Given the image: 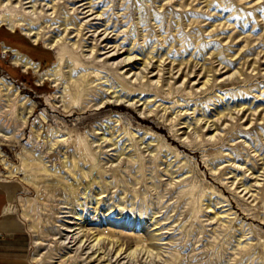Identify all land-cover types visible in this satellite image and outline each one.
<instances>
[{
	"label": "rangeland",
	"instance_id": "obj_1",
	"mask_svg": "<svg viewBox=\"0 0 264 264\" xmlns=\"http://www.w3.org/2000/svg\"><path fill=\"white\" fill-rule=\"evenodd\" d=\"M25 1L27 0H21L23 7L31 10L28 7L30 3L24 4ZM62 1H33L37 10L42 8L45 18L50 19L47 24L41 23L45 26L42 29L45 37L52 38L58 33L60 36L63 33L60 22H67L74 17L86 24L82 25L84 35L81 38L72 31L65 36L62 43L52 49L41 41L33 43L19 29L12 32L6 26L0 25V77L11 81L19 88L20 94L26 96L34 105L33 114L21 128L17 127L18 123L12 117L7 118L5 113H0V129L9 133L15 129V138L4 139L0 136V172H7L2 159L8 165L11 164V169L19 166V152L23 146L36 153L41 152L48 163L57 165L60 163L63 148L75 154L84 151L89 160L94 158L96 161L100 158L106 162L107 170L101 173V177L107 182L104 181V188L94 183L84 190L85 193L70 195V200L74 201L75 207L89 221L99 219L96 224L100 228L112 225L103 224L104 217L111 218L113 222L118 218L114 211L107 213V205H114L112 209L115 210H118V206H124L123 218L127 217L130 221L133 215L135 218L140 215L147 218L150 212L158 210L160 206L163 207L158 214H162L174 204L176 208L170 211V219L177 217V224H182L177 242L182 246L187 241L193 247H198L195 250L199 252L196 257L201 258V261L210 258V261H216L215 264H264V0H75V4L81 2L86 9L83 6L75 9L77 4L72 6L66 0ZM52 3L55 4L54 11L51 8ZM87 9V13H79ZM89 12L91 15L82 17L83 14H90ZM98 12L100 15H96ZM41 21L42 19L36 24ZM69 25V31L77 27ZM88 25H94L97 31L92 32L93 27L88 28ZM104 28H107L105 33L108 35L103 34ZM98 34L100 38L96 43L97 48L103 46L104 42L100 41L107 35L109 44H116L115 49H119L117 60L125 57V49L133 57L122 70L132 68L127 77L129 82L125 84L120 79H115V84H118L116 89L120 93H127L130 100L117 105L109 104L100 110L88 109L86 112L75 106L74 114L66 117L61 115L60 108L51 110L48 101H54L51 97L56 88L51 86L50 81L37 83V77L31 70L21 71L19 67L11 64V53L2 52L3 44L18 49L37 61L42 70L55 61L59 51L64 55L65 72L68 71L66 65L72 64L76 71L82 72L84 68H88V71H99L104 80L106 68L101 64V59L105 55H97L101 52L99 50L88 52V45L93 43L92 38ZM76 40L83 45L82 51L71 45ZM85 53L88 55H83ZM94 55H97V59L91 63L90 58ZM151 55L153 58H150ZM146 57L150 58V62L148 68L142 72L141 61ZM137 73L139 76H146L138 81L135 79ZM158 76L161 81L155 83ZM149 79L152 82L147 81ZM206 79L208 81L203 84ZM92 98L96 99L98 95L88 96L85 100L94 102ZM127 103H131L132 108ZM150 108L153 112L149 111ZM41 114L46 117V122L42 120ZM106 122L117 124L115 127L121 130L131 127L136 136L153 139L151 148L158 146L161 149L156 150L160 155L156 161L159 165L156 167L155 162L150 163L146 152L142 157L135 153L137 162L141 160L143 163L139 171L134 167L136 163H127L126 154L119 158L116 149L128 143L120 139L122 133L115 138V145L104 141L99 146L94 142L88 147L87 139L92 137L93 128ZM173 124L174 129L171 130ZM31 126L40 129L42 136L52 127H58L68 132L65 134L66 143L46 154L48 147L42 139L34 144L28 140L33 133ZM116 134L117 132L113 137ZM109 148L115 149L108 150ZM167 149L179 152L178 157L174 159V154ZM195 149H198L197 154L193 153ZM167 151L170 153L165 155ZM169 160L171 163L168 168L175 169L180 166L175 175L183 172L178 176L182 180L177 184L179 186L171 187L170 192L166 185L168 175L164 171L167 167L165 163ZM109 162L118 164V167H108ZM126 166L128 167L125 168ZM211 167L216 170L211 171ZM133 174L140 179L135 188L136 196L130 185H127V180H132ZM88 179L89 177L83 178L84 181ZM154 183L156 187L153 186ZM243 183L252 185V190L246 195V190L238 193L243 188ZM0 184L14 197L36 195L33 188L19 180V175L6 177V181ZM190 185L194 186L197 206H205L208 198H212V207L227 224L223 227L224 230L217 227L215 221L205 220L206 213L203 211L192 217L185 211L186 201L178 199L182 193L178 189L184 191ZM202 191L205 194L200 196ZM250 193L253 195L250 196ZM97 196L100 198L97 199L99 204L95 210L91 202ZM63 201L62 196H56L49 202L57 204ZM13 203L17 204V201L14 200ZM118 203L121 205H117ZM61 204L60 206H65ZM58 206L53 205V210L61 211ZM120 216L118 219H123ZM214 228V234L220 232L217 239L212 238ZM242 230H246L245 236L241 238L244 239L243 243H251L250 260L243 253L234 255L232 250ZM28 233L30 244L27 255L32 250V236ZM223 240V247L219 248L218 244ZM215 246L217 252L208 255L207 250L210 251ZM188 249L190 246L187 243L180 251L185 254ZM67 264L73 263L69 261Z\"/></svg>",
	"mask_w": 264,
	"mask_h": 264
},
{
	"label": "bare ground",
	"instance_id": "obj_2",
	"mask_svg": "<svg viewBox=\"0 0 264 264\" xmlns=\"http://www.w3.org/2000/svg\"><path fill=\"white\" fill-rule=\"evenodd\" d=\"M12 1L0 0V25L6 26L12 32L19 29L24 35L29 37L33 43L41 41L43 45L53 49L59 43H62L63 39L66 38L65 36L72 31H75L76 36L80 35V38L81 35H84L82 32L84 29L82 25L86 24H83L81 21L73 17L67 22H60L59 25L63 26L61 29L63 33L60 36L58 33L52 36V38L45 37V32L42 30L45 26L41 25V23L43 22L44 24H47L50 21L49 18H45V11L42 12V8L37 10L38 8L33 2L34 0H27L24 2V4L27 2L31 4H28V7H31V10L29 11L26 7H23L24 5H22L21 0H16L14 3ZM66 1L72 6L77 4L75 9H79L83 6V3L81 2L75 4V0ZM88 2H91V0H88ZM51 8L54 11V3L51 4ZM25 9L27 11H25ZM88 10L89 9L84 11L80 10L81 12L79 13H87ZM95 12H97V10ZM91 13L85 15L83 14L84 16L82 15V17L85 18L88 15H91ZM96 15H100V12L96 13ZM41 19L42 21L36 24V22ZM51 24L52 22L49 23L48 27ZM69 24H73L74 26L77 25V27L69 31ZM89 27H93L91 30L92 32L95 33L97 31V27H94V25H88V28ZM106 30L107 28L103 29V34ZM105 34L108 35V33ZM98 36L99 34L97 37L92 38L93 43L88 45V52L92 53V51L96 52L99 50L101 52L97 55H105L103 59H101V64L106 68V79L104 80H102L103 77L100 76L99 71H94L93 69L88 71V68H84L82 72H80V70L76 71L75 66L72 64L66 65V67H68V71L65 72L63 70V67H65L63 66L64 55H62L59 51L56 54L55 61L52 62L49 67L42 70L39 68V63L37 61H34L27 54L18 49L3 44L2 52L9 51L11 53V64L19 67L21 71L27 72L28 70H31L37 77V83H43L45 80L50 81L51 86L56 88L51 97V99L54 98V101H48L51 110L56 111L57 108H60L61 115L66 117L74 114L75 106L78 107V110L86 112L88 109L95 108L100 110L106 105H117L122 101L128 102V100H130V98L127 97V93H120L119 89H116L118 84H115V79L118 78L125 84L129 82V78L127 77L132 68L130 67L124 71L122 70L124 66L128 64L127 61L133 57L130 56L129 50L125 49V51H127L125 57L117 60V57L120 54L118 53L119 49H115L116 44L110 45V40L104 36V38L100 41V43L104 42L103 46L97 48L96 43L100 38ZM71 45L75 47V49L80 48V51H82L81 47L83 45L79 40L73 41ZM111 46L113 47L109 49ZM83 55L87 56L88 54L85 53ZM97 55L90 58L91 63H93L92 61L94 59H97ZM150 58H153V55H151ZM150 58L148 59L146 57L141 61L143 67L142 72L148 68ZM146 59H148V61H146ZM138 74L139 73L136 75ZM145 76V74H142L141 76L138 75L135 79L140 81ZM147 81L152 82L150 79ZM160 81V76H158L155 83H159ZM206 81H208V79L204 80L203 84H205ZM146 84L149 85V83ZM95 94L98 95V98H92L95 100L94 102H92L93 100H85L88 96ZM127 104L130 108H132L131 103ZM0 105V113H5L7 118L12 117L18 123V128L26 125L29 121V117L34 111L33 103L26 96L20 94L19 88L13 85L12 82L5 77H0ZM185 110H187V108ZM149 111H152L151 108ZM179 111L181 112V110ZM41 118L44 122L47 121L43 114H41ZM115 120L117 121L118 117ZM198 120L199 118H197V121ZM115 125L117 124H110L109 122H106L98 124V127H94L92 132L93 138L91 137L87 139L88 147L94 142H97L99 146L101 142L104 141L110 142V145H115L117 144V140H115V138L122 133L123 136H121L120 139H123L128 143H124L125 146H120L121 148L116 149L119 158L120 156L126 154L125 158L127 159V163H136L134 167L136 171H139L143 163L141 160L137 162L135 153H138V157H142L143 153L146 152L150 158L149 162H155L156 167L159 165L156 163L158 157H160L159 153L156 151L159 147L156 146L155 148H151L152 145L150 146L153 139H144L141 135L140 137L136 136L135 130L131 127L123 128L121 130L120 128L115 127ZM173 126L174 124L171 126V130L174 129ZM31 127L33 133L28 140L34 144L42 139L46 144V147H48V150L45 151L46 154L66 143L67 137H65V134L68 132H64L58 127H52L51 130H49L44 136H42L40 129L35 128L34 126ZM97 129H102L103 131L99 132ZM14 131L15 129L9 133L8 131L0 129V136L4 139L15 138ZM115 132H117V134L113 137ZM172 132L175 134V131ZM145 133L146 131H144L143 134ZM98 135L100 136L96 138ZM197 136H200V134H197ZM158 144L159 143H157V145ZM110 149L115 148H109L108 150ZM125 149H127V151H125ZM167 150L174 154V159L178 157L179 152L176 150ZM95 151H97V149ZM129 151H131V153H128ZM168 151L165 155L170 153ZM197 152L198 149L193 151L194 154H197ZM44 157L45 156L41 152L36 153L33 149L23 146L19 152V166H15L11 169V164L8 165L5 161L3 162V159L1 160V162L5 164L3 166L6 168L7 172L6 174L0 172V183L5 182L6 177L19 175L20 181L29 185L36 191V195L34 197L28 195H15L16 197H14L10 192H7V202L3 209L4 214H15L17 219L25 225L24 228L30 232L32 236V250L28 254V259L32 264H67L69 261L73 264H215L216 261H210V258L205 261H201V258L196 257L199 252H195V250L198 247H193V245L189 244V242L184 241L182 246L179 245V242H177V235L182 231V224H177V217H172V219H170V211H174L176 208L174 204L168 209L166 208L162 214H158V212L161 211L160 208L163 207L160 206L158 210L152 209L153 211L151 210L152 212H150L149 217L146 218L145 216L140 215L135 218V215H133L134 217L130 221L127 220V217L123 218V216H125L124 206H118V210H115L112 209L114 205H107V213L114 211L118 218L119 215H121L120 217L123 219L119 220L116 218L113 222L111 218L106 216L103 218L102 223L112 224L113 226L106 225V227L100 228L99 225L96 224L99 219H92L89 221V219L85 217V214L82 215L79 208L75 207V204L73 203L74 201L70 200V195L77 196L79 192L80 194H83L85 193L84 190L94 183L99 184L100 188H104V183L107 181L103 178V176L101 177V175H103L101 173H104L107 170V166L105 165L106 162H103L100 158L96 161L94 158L89 160L84 151H80L78 154H75L74 152H68L64 148L61 150L59 165L55 163H48ZM170 163L171 161L169 160L165 163L167 167H163L164 171L168 175L166 180L168 192L171 191V187L173 188L175 186H179L177 184H179L182 180H179L178 176L183 173L175 175L180 166L175 169H171L168 168ZM112 165L113 164L110 163L108 167H111ZM113 167L116 169L118 164H114ZM127 167L128 166L125 168ZM210 170L214 172L216 169L211 167ZM88 177L89 179L87 181L83 180V178ZM139 180L140 179L136 174H133L132 180H127V185H130L134 191V196L137 195V190H135V188ZM233 180H235V178ZM118 181L122 182L121 180ZM242 185L243 188L238 193L242 192V190H246L244 193V195H246V193L252 190L250 189V186H252L251 184L245 185L243 183ZM153 186L156 187V184L154 183ZM178 191L182 192H180L181 194L178 199L182 198L186 201L185 211H187L191 217L196 216L198 212L203 211L206 213L204 214L206 215L205 220L209 222L215 221V223H217V227L223 228L227 225L226 222L221 219L219 212L214 210L212 207V198H208L205 206L202 207L201 204L197 206L198 203H195L196 199L194 198V194L196 193L194 191V186L190 185L188 189H184V191L178 189ZM101 192L102 190L99 191V193ZM204 194V191L200 192V196ZM251 195L253 194L250 193V196ZM56 196H62L64 200L63 202L57 203L59 206L49 202L51 198L54 199ZM100 197L97 196V198L91 202L94 204L92 205L95 210L98 208L99 201L97 199ZM14 200L17 201V204L13 203ZM221 201L222 200H219V202ZM59 203H62L61 205L65 204V206H60ZM53 205L54 207L55 205L58 206V209L61 211L53 210ZM117 205H121V203H118ZM209 212L211 213L209 214ZM59 213H64V215H60ZM240 226L242 227L243 225L240 224ZM215 231L216 230L214 228L211 233L213 239H217V235L220 233L218 232V234H214ZM245 231L246 230H242L241 235L236 238L235 247H233L232 250L234 251V255L243 253L245 254L244 257H246L247 260H250L249 251L251 243H243L244 239H241L245 236ZM248 232H251V230ZM224 241L225 240L220 241V244H218L219 248L220 246L223 247ZM187 243L188 246H190V249H188V251L184 254L180 251V249ZM217 246L211 247L210 251L207 250L208 255L216 253ZM222 264H231V262ZM253 264H259V262Z\"/></svg>",
	"mask_w": 264,
	"mask_h": 264
},
{
	"label": "crops",
	"instance_id": "obj_3",
	"mask_svg": "<svg viewBox=\"0 0 264 264\" xmlns=\"http://www.w3.org/2000/svg\"><path fill=\"white\" fill-rule=\"evenodd\" d=\"M6 202L7 191L0 184V264H31L26 252L30 235L15 215L4 214Z\"/></svg>",
	"mask_w": 264,
	"mask_h": 264
},
{
	"label": "trees",
	"instance_id": "obj_4",
	"mask_svg": "<svg viewBox=\"0 0 264 264\" xmlns=\"http://www.w3.org/2000/svg\"><path fill=\"white\" fill-rule=\"evenodd\" d=\"M21 50H23V49H21ZM24 52H26L25 50H23ZM30 55V54H29ZM32 57V56H31Z\"/></svg>",
	"mask_w": 264,
	"mask_h": 264
}]
</instances>
